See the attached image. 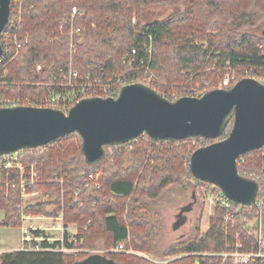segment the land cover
I'll list each match as a JSON object with an SVG mask.
<instances>
[{"label": "trees", "instance_id": "1", "mask_svg": "<svg viewBox=\"0 0 264 264\" xmlns=\"http://www.w3.org/2000/svg\"><path fill=\"white\" fill-rule=\"evenodd\" d=\"M16 1L21 7L20 19L1 33L2 46L10 50L0 60V106L6 101L34 106L40 99L55 95L59 99L52 107L67 109L74 104L71 93L80 84L96 79L113 88L119 82H140L141 77H149L148 84L168 98L171 90L197 82L203 85L204 79L215 89V81L225 74L227 66L264 69V36L248 31L264 21V0ZM154 5L181 8L165 18L146 21L143 13ZM73 7L85 14L72 16ZM11 13L12 0L10 17ZM94 90V96H105L100 89ZM231 125L229 120L225 134ZM193 138L201 137L155 140L143 133L127 143L104 146L102 158L91 164L85 160L77 132L22 149L28 151L24 163L37 162V182L28 191L38 190L41 201L17 207L19 190L4 181L15 175L0 170V210L4 212L0 226L18 227L22 214L57 215L62 209L65 225L86 226L76 233L79 247L93 249L101 243L110 249L122 243L152 257L155 217L148 211V202L157 200L170 187L186 186L184 180L212 185L190 171V155L200 147L192 144ZM129 144L131 148H127ZM237 170L243 177L259 181L264 173V145L240 155ZM96 171H100L99 187L84 189L74 202L70 189L83 186L88 174ZM55 178H62L68 188L62 196ZM212 187L214 194L221 193ZM214 203L207 229L202 231L198 221L193 232L171 244L159 261L126 252L104 255L119 264H233L230 259L222 261L200 253L232 249L237 240L241 250L256 249L257 236L245 229L241 218L247 213L242 214V210L250 209L264 225V205L257 210L237 203L224 208L217 199ZM227 212L236 214L225 221ZM260 245L264 251V240ZM85 255L12 250L0 253V264H73ZM248 264H264V257Z\"/></svg>", "mask_w": 264, "mask_h": 264}, {"label": "water", "instance_id": "2", "mask_svg": "<svg viewBox=\"0 0 264 264\" xmlns=\"http://www.w3.org/2000/svg\"><path fill=\"white\" fill-rule=\"evenodd\" d=\"M9 13L10 0H0V40ZM229 120L231 128L221 138ZM71 132L80 136L90 164L102 158L104 146L121 145L143 133L155 140L216 139L191 153L192 175L216 186L231 201L251 205L258 184L238 173L237 158L264 145V83L244 77L230 87L171 100L133 82L123 85L116 97H84L66 112L33 105L0 106V155L46 145ZM73 264L119 263L93 252Z\"/></svg>", "mask_w": 264, "mask_h": 264}, {"label": "rangeland", "instance_id": "3", "mask_svg": "<svg viewBox=\"0 0 264 264\" xmlns=\"http://www.w3.org/2000/svg\"><path fill=\"white\" fill-rule=\"evenodd\" d=\"M12 1L14 4L15 0ZM176 7L178 6H169V7H163L160 5L150 6L146 8L147 10L145 9L146 11L145 13H143V18L146 21L151 19H162L176 12L177 9L180 10L181 8V7L180 8H176ZM12 9H14V6H12ZM20 16H21V7L18 10L17 14L13 16L14 21L16 19L17 21H19ZM134 17L135 14L132 15V19ZM263 27H264V21H260L258 25L254 27V29L251 30L246 29V30L250 32L255 31L261 33ZM122 73L123 71H120L118 74L121 75ZM244 77L254 78L264 83V69H254L253 67H246V66L231 68L227 66L225 70V74H223V76H221L218 80L215 81L214 83L215 88L230 87L237 80ZM148 79L149 77H141L140 82L152 87L153 85L148 84L151 83V81H149ZM203 82H204L203 85L200 84L202 82H197L190 87L186 86L185 83H178L176 85L181 87L186 86L185 88H183L184 91L182 88L171 90V92L168 94L170 97L168 98L171 100H175L178 97L182 96V94L184 95V93H186L185 96H200L205 91L212 89L211 88L212 85H210L209 80L204 79ZM62 101H64L63 98ZM68 108L67 109L63 108L62 110L66 112ZM225 136L226 134L224 133V135L221 138ZM215 140L208 138L204 139L203 137H201V138H193L191 142L194 145L204 146ZM127 148H131V144H129ZM19 153H21L23 156L24 155L26 156L28 151L21 150L19 151ZM126 163L128 164L129 162ZM251 175H252L251 172L248 173L249 177H251ZM184 184L186 185L184 187H170L166 189L157 200L148 202L147 204L148 211L152 217H155L154 220L155 254L152 255V257H150L149 255L143 252H138L140 256L159 261L161 260V256L163 252L171 244L189 236L193 232V229L195 228L198 221L200 223V229H205L207 227L209 216L213 213L215 208L214 199L212 198V195L214 194L212 185H208L205 183L199 185L196 181H190L187 184L186 180H184ZM26 197H27L26 203H34V200L37 198V194H34V190H33V192H29ZM52 209H53L52 207L49 208V210ZM237 210L239 211L240 208H238ZM249 210L250 209H247L246 211L245 209L242 210V214L245 212L247 214L242 216L241 221H243L245 229L252 232L254 235H257L258 232L257 229H259L260 236L264 240V225L262 219L257 214L254 215L251 212L249 213ZM26 214L30 215V217L40 216L42 219H49L52 221H54L55 218L46 217V216H54V217L56 216V215H44V214H29V213ZM3 215H4L3 210H0V219H2ZM73 225H76V223L69 224L70 227ZM20 233H21V224L18 227L0 226V249L9 248L4 251H12L15 250L12 247L17 246L18 248H20ZM91 250L95 252L106 253V251L109 250V248H103L101 246V243H99L95 246V248Z\"/></svg>", "mask_w": 264, "mask_h": 264}, {"label": "built area", "instance_id": "4", "mask_svg": "<svg viewBox=\"0 0 264 264\" xmlns=\"http://www.w3.org/2000/svg\"><path fill=\"white\" fill-rule=\"evenodd\" d=\"M12 6H14V9H12V16L9 18L8 22L5 25L8 26V28L12 25L14 21V15L19 10V5L17 4V1L15 0V3ZM72 16L78 15L82 16L84 15V11L81 9H76V7L72 8ZM133 22H135V18L132 19ZM79 28H76L75 31H78ZM73 31V30H71ZM19 46V45H17ZM261 47V44L258 45ZM10 48L7 46H2V53L0 56L1 58L5 57L7 53L9 52ZM75 73V72H74ZM73 73V74H74ZM130 82H119L118 84H114L113 88L110 87L108 84H101V82H98V80H88L85 83H82L79 85V89L76 91H73L71 93L72 97L71 99L75 103L76 101L80 100L84 97H90L94 96L96 94L95 88L100 89L101 93L106 96H112L116 97L122 88L123 85L133 83L132 80H129ZM91 89V90H90ZM111 91V95H107L108 92ZM59 99L58 96L51 95L49 97L43 98L39 100V104L37 106L39 107H51L53 104ZM64 101L66 98H63ZM11 105H18L17 103L6 101L4 106H11ZM50 143V142H49ZM23 155L19 153V151L13 152V153H7V154H1L0 155V170L6 171L7 175L11 172L14 173L15 178L8 180L5 179L6 186H10L12 188H18L19 190V198L20 202L17 204V207H22L24 204H26L27 194L29 192L28 189L37 182V170H36V161L24 163ZM99 175L100 171L91 172L88 174L86 181L83 186H77L75 188L70 189V193L72 194V199L74 202H77L78 197L83 192L84 189L89 187H99ZM61 186H60V194L61 196L65 193H67L68 188L65 187L63 184L62 178L56 179ZM258 184L257 188V194L255 198V202L251 204L250 206H254L257 210L260 209L264 205V173L263 176L259 178V181H256ZM1 183V181H0ZM34 194H37V198L34 200L35 202L41 201V194L38 190H34ZM213 199H217L221 207L228 208L235 203L234 201H231L228 199L224 194H213ZM240 205V204H239ZM237 212V211H236ZM227 212L224 214V220L228 221L233 216L232 214H236ZM45 215V214H44ZM48 215V214H46ZM46 217H53L56 219H59L61 221V225L59 226V231L61 232V236L54 237L53 235L47 233L44 228H42L39 225L32 226L30 222V215L28 214H22V223H21V233H20V248L19 250L24 251H57V252H63V253H73L74 255H78L80 253H93L95 251H92L88 248H81L77 244V238L76 233L78 230L82 229L85 230L86 226H80L78 224L71 226L73 230H71L70 226L65 225L63 223V211H61L54 217V216H46ZM257 240L259 246H261V241L263 240L260 236V230L257 229ZM67 234V237H66ZM242 244L240 241H236L232 245V249L227 250H221L218 252H202L201 255H212L215 257H220L223 260L230 259L233 264H248L250 262H254L255 260L264 257V251L260 249L258 246L256 249L253 250H241ZM5 249L0 250V253L3 252ZM115 252H126L130 254H136L139 255L137 251H134L131 248H125L122 243L117 244L116 247L109 249L106 251V253H115Z\"/></svg>", "mask_w": 264, "mask_h": 264}, {"label": "crops", "instance_id": "5", "mask_svg": "<svg viewBox=\"0 0 264 264\" xmlns=\"http://www.w3.org/2000/svg\"><path fill=\"white\" fill-rule=\"evenodd\" d=\"M30 222L32 224V226H34V224L41 226L42 228L45 229V231L51 235H53L54 237H59L61 236V232L58 230L59 226L61 225V221L59 219H56L54 221L49 220V219H42L40 216H31ZM69 226V224H68ZM208 227V224H207ZM207 227L205 229H201L202 231H205L207 229ZM71 230H73V228H70ZM15 250H19V248L16 247H12ZM9 249V248H6ZM5 249V250H6ZM2 250V249H0Z\"/></svg>", "mask_w": 264, "mask_h": 264}, {"label": "bare ground", "instance_id": "6", "mask_svg": "<svg viewBox=\"0 0 264 264\" xmlns=\"http://www.w3.org/2000/svg\"><path fill=\"white\" fill-rule=\"evenodd\" d=\"M70 98V97H69Z\"/></svg>", "mask_w": 264, "mask_h": 264}]
</instances>
